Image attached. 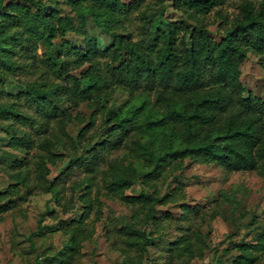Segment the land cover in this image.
I'll return each mask as SVG.
<instances>
[{"label":"trees","instance_id":"16d2710c","mask_svg":"<svg viewBox=\"0 0 264 264\" xmlns=\"http://www.w3.org/2000/svg\"><path fill=\"white\" fill-rule=\"evenodd\" d=\"M165 1L0 0V123L12 178L0 189V221L18 200L37 192L51 193L63 211L74 207L77 195L81 212L49 226L66 235L54 254L58 264H73L84 241L93 238L102 210L99 171L105 193L131 209L130 220L114 228L124 264H147L144 255L159 239L167 254L151 264L205 257L209 244L200 220L219 211L184 201L181 182L171 190L166 184L163 193L158 185L187 162L264 178V99L240 78L250 52L264 69V0H239L233 16L221 11L228 0H171L181 19L150 12ZM62 4L71 12L62 11ZM214 9L221 18L219 39L208 26ZM84 16L111 35L105 48L96 39L76 44L68 38ZM20 74L31 78L23 80L24 90L10 94L5 80ZM118 91L127 97L116 105ZM83 102L92 109L90 118L73 136L67 126L83 120L71 109ZM120 147L122 154L109 156ZM58 162L64 165L50 178ZM77 169L83 175L71 177ZM135 183L140 191L127 194ZM169 202L180 206L179 218L158 214L157 205ZM165 223L179 234L165 238ZM43 228L39 223L32 235ZM235 246L229 264H263L264 226L253 240Z\"/></svg>","mask_w":264,"mask_h":264},{"label":"rangeland","instance_id":"374dc122","mask_svg":"<svg viewBox=\"0 0 264 264\" xmlns=\"http://www.w3.org/2000/svg\"><path fill=\"white\" fill-rule=\"evenodd\" d=\"M238 2L239 0H228L221 8L222 13L229 16L235 15L238 11ZM61 6L62 11L71 12L64 4ZM149 10L162 13L170 19L183 17L173 8L171 0H166L160 7L152 6ZM220 21L221 18L215 15V9L212 10L208 26L215 39L221 36ZM188 22L191 25V21ZM135 25V20L130 22L131 29H134ZM67 36L76 44H85L89 38L96 39L100 48H105L112 38L111 35L99 29L89 16L79 17L76 31L68 33ZM39 52H42L41 48ZM240 70V78L246 90L264 99V69L259 64L258 56L252 52L248 53L240 65ZM27 78L31 77L23 74L9 77L5 80L4 87L10 94H16L24 90L23 80ZM126 97L125 92L118 91L113 101L119 105ZM71 111L74 114L79 112L83 120H73L67 126V130L76 136L79 128L89 120L92 109L83 102L72 107ZM99 122L100 119H97L94 126H98ZM3 126L0 123V152L5 154L0 159V189L6 188L12 182L10 173L5 169L10 157L6 154L9 147L6 146L7 139ZM123 152L124 148L120 147L114 149L109 156L113 157ZM62 163L58 162L51 167L50 178L58 174L60 166L64 165ZM105 167L106 163H102L101 168ZM82 175L83 171L77 169L71 177ZM96 181L100 188L98 195L102 204L101 217L93 222L95 228L93 238L84 241L81 253L73 264H124L123 254L114 240V228L130 220V206L105 193L100 171L96 173ZM177 182L183 185L186 195L184 201L191 205H198L207 212L216 208L219 213L214 219H211L208 214L203 219L197 217L198 220L202 219L200 220L201 232L209 244L205 257L176 259L174 264H201L202 262L208 264L207 262H218L220 259L229 264L238 253L235 244L242 240H253L264 226V178L255 171L228 172L215 164L187 162L176 175H170L163 185L159 181L161 193L166 189V184H169L168 190H171ZM141 188L140 183H135L126 190V193L136 194ZM96 193L97 190L94 189L92 195L95 196ZM66 195H69L68 192ZM74 202L72 209L63 211L56 205L49 192H37L18 200L12 209L4 213V218L0 221V264H58L54 254L66 241V235L61 230H53L49 226L56 224L59 218H69L76 213L79 214L83 206L77 195L74 196ZM157 207L159 215H169L177 219L181 214L180 206L176 202L158 204ZM93 217L94 211L90 213L89 219ZM39 223L44 225L42 233L32 235ZM163 231L165 238H174L179 234L175 225L168 223H165ZM164 245V239L156 240L153 245H150L144 255V263L151 264L150 260L163 262L167 254ZM262 263L264 264V260Z\"/></svg>","mask_w":264,"mask_h":264}]
</instances>
